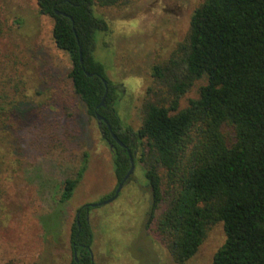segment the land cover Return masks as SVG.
Instances as JSON below:
<instances>
[{
    "label": "rangeland",
    "instance_id": "rangeland-1",
    "mask_svg": "<svg viewBox=\"0 0 264 264\" xmlns=\"http://www.w3.org/2000/svg\"><path fill=\"white\" fill-rule=\"evenodd\" d=\"M38 0H0V262L69 264L77 209L109 197L117 180L108 145L97 121L75 96L68 54L52 38L53 19ZM202 0H133L122 6H95L106 30L94 35L93 57L115 88L121 125L136 131L151 68L164 62L183 40L193 10ZM197 79L179 98L185 108L198 97ZM10 109V111H9ZM228 140L232 127L222 126ZM82 177L67 201L64 179ZM144 164L133 171L110 203L87 211L94 264H177L156 232V209L146 226L151 194ZM221 222L209 227L184 264H211L223 244Z\"/></svg>",
    "mask_w": 264,
    "mask_h": 264
},
{
    "label": "trees",
    "instance_id": "trees-1",
    "mask_svg": "<svg viewBox=\"0 0 264 264\" xmlns=\"http://www.w3.org/2000/svg\"><path fill=\"white\" fill-rule=\"evenodd\" d=\"M131 1L37 3L39 12L53 19V41L69 56L73 92L86 115L106 118L133 161L144 164L151 194L146 226L166 202L155 226L173 260L184 264L209 227L221 222L225 240L211 264H264V0H202L183 40L164 62L152 66L154 83L146 89L136 131L121 125L115 88L93 57L95 31L107 29L95 6ZM201 78L198 97L177 109L179 98ZM96 121L111 144L118 183L130 166L127 149ZM223 125L232 127V139L222 132ZM84 168L83 159L75 176L64 179L60 201L70 199ZM78 221L80 226L75 219L72 227L69 264H94L86 211Z\"/></svg>",
    "mask_w": 264,
    "mask_h": 264
},
{
    "label": "water",
    "instance_id": "water-1",
    "mask_svg": "<svg viewBox=\"0 0 264 264\" xmlns=\"http://www.w3.org/2000/svg\"><path fill=\"white\" fill-rule=\"evenodd\" d=\"M55 13H56V14H62V15H64V16H66L65 13L60 12V11H58V10H55ZM80 56H81V54H80ZM80 61H81V57H80ZM104 83H105V82H104ZM105 85H106V84H105ZM106 93H107V88H105V92H104L103 97H102V99H101V101H100V103H99L98 106L103 105L104 100H105ZM95 117H96L97 120H100V121L104 122V123L106 124L107 128L109 129L112 138H113V139H114L119 145L124 146V144L118 139V137L115 135V133L111 130V126H110L109 122L107 121V119L104 118V117H103L101 114H99V113H96V114H95ZM129 159H130V166H129V169H128V171L125 173L124 177H123V178L117 183V185H116V187H115L113 193H112L109 197H107L106 199L100 201L99 203H96V204H85V205H83L86 209H88L90 206H91V207H94V206L104 205V204L110 203V202H112L113 200L116 199V197L118 196V194H119L121 188L123 187V185H124V183L127 181V179L130 177V175H131V173H132V171H133V168H134V161H133V158H132L131 154H129ZM77 224H78V227H79V226H80V223H79L78 220H77ZM90 255H91V260H93V256H92L91 250H90ZM74 258L76 259V253H75V252H74Z\"/></svg>",
    "mask_w": 264,
    "mask_h": 264
},
{
    "label": "flooded vegetation",
    "instance_id": "flooded-vegetation-1",
    "mask_svg": "<svg viewBox=\"0 0 264 264\" xmlns=\"http://www.w3.org/2000/svg\"><path fill=\"white\" fill-rule=\"evenodd\" d=\"M104 123V122H103ZM105 124V123H104ZM106 125V124H105ZM99 127V130H100V135H101V137L102 138H104L105 136H106V134H105V132H104V130L102 129V127H101V125L100 126H98ZM107 127V126H106ZM107 130H108V132H109V134H110V131H109V129L107 128ZM112 130V129H111ZM111 135V134H110ZM112 137V136H111ZM106 139V141H105V143L108 145V147H109V149L111 150V144H110V142H109V139L106 137L105 138ZM115 141V140H114ZM116 142V141H115ZM117 143V142H116ZM124 144V143H123ZM121 146V145H120ZM121 147H124V148H126L127 149V152H128V155L130 154L129 153V151H128V148L125 146V144H124V146H121ZM135 163V162H134ZM128 180V179H127ZM86 211V215H87V211H88V209H86L84 206H81L79 209H77V212H76V216H75V218H76V221L79 219V216H80V214H81V212L82 211ZM93 261V260H92Z\"/></svg>",
    "mask_w": 264,
    "mask_h": 264
}]
</instances>
